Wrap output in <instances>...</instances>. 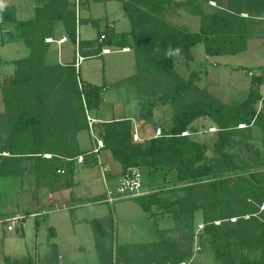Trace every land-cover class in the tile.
<instances>
[{
    "label": "trees",
    "instance_id": "1",
    "mask_svg": "<svg viewBox=\"0 0 264 264\" xmlns=\"http://www.w3.org/2000/svg\"><path fill=\"white\" fill-rule=\"evenodd\" d=\"M93 1L123 3L124 12L132 24L131 32H113L99 44L79 39L76 4L72 0H44L37 6L34 20L18 23L17 30L31 49V54L29 58L16 62L15 79L3 87L7 113L0 114V196L3 198L13 192L8 188L12 180L22 187L26 171L24 162L30 159L45 164L44 167L54 179L60 178V167H66L68 173L73 175L80 156L84 157V164H98L93 151L81 150L77 137L81 132H89L87 111L91 113L102 105L105 88L84 81L76 63L66 66H49L45 63L49 50L46 40L53 37L55 23L61 21L71 42L78 45L81 56H100L107 46L122 49L134 46L138 65L144 60L176 80V87L169 97L175 99L178 110L174 115L173 127L168 132L146 142H136L133 122L120 120L96 125L99 137L105 149L112 152L114 160L121 163L124 170L136 166L150 169L168 167L176 171V182L181 184L177 191L186 193L180 200L190 201L192 214L203 212L205 233L212 237L213 242H221V236L226 234L229 226L235 227L234 231L239 235L243 247L238 253L228 252L230 258L225 260L217 246L213 245L218 261L224 264H264V218L255 216L258 209L250 204L233 216H224L216 209L218 202H212L208 207L197 203L196 189L225 187L230 181L201 182L216 178L220 173L218 165L207 164V148L194 141L190 134L183 135L190 133L191 125L199 118H210L219 129L216 150L222 157L228 158L225 148L230 144L231 129L264 122V97L260 94V87L264 85V66L261 67L263 75L252 78L253 86L248 99L239 106L225 105L212 95H206L208 103L196 102L185 106L182 95L184 91L193 89V83L175 72V60L184 56L192 61V49L199 44H204L206 54L211 58L247 53L250 25L255 14L250 12L249 17H245L243 2L227 0L226 7L215 13H199L200 32L191 33L166 20L167 8L172 4L182 5L173 0ZM253 7L256 12L264 11L263 3ZM11 11V8L2 9L1 13L7 21L16 22L15 17L10 16ZM79 23L84 25L86 22L79 19ZM94 23L99 24L98 21ZM47 76L52 81L49 87L45 82ZM260 102L263 111L257 109ZM49 103H54V107ZM145 119L150 121L152 112L149 111ZM23 136L29 137L25 143L21 140ZM45 155H52V158L48 159ZM162 192H152L135 200L145 213L153 216L154 207L169 208L167 200L162 198ZM230 218L237 220L231 223L227 221ZM218 221H222L220 225L215 224ZM90 224L102 264H194L188 262L191 256L189 248L176 241L119 245L115 249L111 245L108 248L104 242L109 237L106 223L95 219ZM109 224L112 230L113 221ZM132 251L134 254H131ZM6 264L12 263L7 260Z\"/></svg>",
    "mask_w": 264,
    "mask_h": 264
},
{
    "label": "rangeland",
    "instance_id": "2",
    "mask_svg": "<svg viewBox=\"0 0 264 264\" xmlns=\"http://www.w3.org/2000/svg\"><path fill=\"white\" fill-rule=\"evenodd\" d=\"M21 1H24L22 7L25 8V11L30 4L32 5L30 0ZM233 1L243 2L246 9L243 16L249 17L250 12L256 16L250 25V49L247 53L236 56L211 58L207 54V56H201L200 52L203 50V45H198L192 52V61H189L184 56L178 57L175 60V72L182 79L193 83L194 89L189 90V92L184 91L182 99L185 106H191L196 102L208 103L206 95L218 98L225 105L239 106L248 99L253 86L252 78L256 76H250L248 74L249 70L256 72L259 71L257 70L258 67L264 66V11L256 12V8L253 7L259 3L264 4V0ZM72 2L77 5V0H72ZM173 2L182 5L172 4L167 8L166 20L170 24L191 33H199L201 28V16H199V13H215L219 9L226 7L227 0H173ZM108 3L105 1L80 0V15L86 8H96V14L91 15L96 20H92V23L93 21H98L99 24L80 26L83 37L92 38L96 44H99V38L103 33L111 35L115 32L118 34V32L126 30L127 24L131 27L128 19L123 20L121 18V16H124L123 3L118 1H112L110 5ZM87 17H90V15L88 14ZM110 26H114L115 30H109L108 27ZM52 44L49 43V50ZM72 44L71 40H69L66 46L64 45V55L70 51ZM112 49L114 52L110 54L88 59L82 66V77L104 87L106 89L104 93L108 95L110 100L115 96L123 99L129 95V91L123 90L121 86L123 84L121 81L128 77L126 82L128 81L131 83L130 85L138 87V92H134V98L143 102L142 105H139V108L133 109L134 116L137 117L136 124L133 123L134 140L136 142H146L153 138L161 137L158 134V128L162 130V135L168 132L173 126L174 115L178 110L175 99L169 97V94L176 87V80L144 60L142 64L140 63L141 65H138L136 51L135 60L131 62L132 66H130L132 58L130 54L115 51L121 49L120 47ZM26 50L27 47L21 42L17 46L14 45L11 48H7L6 53L9 55L15 53L17 57L18 54L21 56L26 53ZM73 50L70 55L78 59L77 47H74ZM16 71L13 76L6 77L7 79L3 77L0 81V114L7 113L3 87L8 81L15 79ZM134 76H137V78H133ZM45 82L47 87H49V83L52 84L48 76ZM198 89L202 92L198 91ZM119 90L121 91L119 92ZM135 102V100L132 102L134 106L137 105ZM50 105L52 108L54 107V103ZM257 109L258 111H263L262 102L257 105ZM149 111L152 112L150 121L145 119ZM218 130V126L208 117H201L191 125L190 137L207 148V164L216 163L218 165L217 170L220 172L216 178H209L201 182L230 181L225 187H202L196 189L197 203L208 207L210 203L218 202L216 209L224 216H233L236 212H240L244 206L250 204L258 209V213L255 216L260 219L264 218V122L256 123L251 127H246L245 125L233 127L231 129L230 144L225 148L228 158L222 157L216 150V145L219 142ZM138 131L140 133L139 138ZM28 138V136H23L21 140L25 143ZM77 141L82 151H88L92 147L93 138L87 131H84L78 135ZM79 163L77 161L75 164L80 165ZM44 166L45 164L38 163L34 159L24 162L26 171L22 179V187L18 186L16 180H12L8 187L18 193L14 195V210L11 211L10 207L4 206L7 210H4V214L2 213L0 216H12L17 213L29 214L36 210L37 197L42 196L44 191V196L47 195L48 187L45 186H48V183L54 179ZM73 175L70 176L71 179H73ZM100 183L101 190L106 192L105 196L107 198V191L102 179ZM119 183L120 180L118 179L113 190H117ZM180 187L181 184H177L174 181L147 187L149 191L163 190L162 198H165L169 205L168 209L154 207L153 216L145 213L135 199H126L118 200L113 204L109 202H86L85 206H78L77 219L80 221L85 219L104 221L110 237V239L108 237L104 241L108 248L111 245L115 249L119 245L132 246L139 243H155L162 240L176 241L191 251L188 262L194 264H224L223 261L216 259L212 246H217L218 251L225 260H229L230 257L228 255L230 252V254L238 253L243 245L239 235L234 231L235 227L229 226L226 234H222L221 242H213L212 237L205 233V227H201L204 224L203 212L198 211L192 214L190 201L180 200V198L186 196L185 192L177 191ZM14 193L16 192L11 191V193H8L7 198L3 196L2 203ZM43 203L45 204L44 201L39 203L38 205H41L38 208L44 207L42 206ZM234 204L236 205L234 206ZM45 206L53 207L55 205L51 203ZM55 215L52 213L46 217L52 219L56 217ZM236 220L237 218H230L227 221L234 223ZM110 221L114 223L112 230L110 229ZM221 222L218 221L215 224L220 225ZM0 227L2 229L3 227L5 228V234L10 232L7 230L5 223L0 225ZM45 230L46 227L45 229L42 228V233ZM88 230L93 234L94 231L90 221L81 223L73 234L72 232L63 234V249H65L67 264L70 262L76 264H102L100 254H97L93 247L92 237L89 236ZM26 231L27 240L32 245L34 240L32 227L28 226ZM196 244H199L202 248L198 252H195ZM131 254H134V251Z\"/></svg>",
    "mask_w": 264,
    "mask_h": 264
},
{
    "label": "crops",
    "instance_id": "3",
    "mask_svg": "<svg viewBox=\"0 0 264 264\" xmlns=\"http://www.w3.org/2000/svg\"><path fill=\"white\" fill-rule=\"evenodd\" d=\"M32 5L30 4L28 8H23L24 1L20 0H0V81L3 79H7L10 76L15 74L17 69L16 62L20 60H24L30 57L31 49L27 46L25 41L20 37V32L17 30L18 23L27 22L30 20H34L36 18V8L38 4L44 0H30ZM111 2L108 4L110 5ZM11 8L10 16L15 17L16 22H9L6 19V16L1 13L2 9ZM96 8H86L82 11V15L79 13V19L85 20V24L95 25L96 18H93L91 15L95 13ZM124 10V9H123ZM88 14L90 17H87ZM9 15V14H8ZM123 20L129 18L126 16L124 12V16H121ZM130 21V20H129ZM128 23V22H127ZM131 23V22H130ZM78 29L81 24H77ZM109 28V27H108ZM130 29V30H129ZM113 30L115 27L113 26ZM132 30L129 24H127V28L123 32L118 33H129ZM78 38L84 41H93L90 37H83L81 28L78 30ZM49 40V41H47ZM46 42L53 43L50 47V50L46 54L45 62L46 65L55 66L62 65L66 66L69 64H74L78 59L75 56L70 55L71 51H74L73 48L76 45L72 44V48L65 55L63 54V48L69 42L70 37L65 29L64 23L61 21H57L54 26V35L52 38H48ZM21 42L25 44L27 47L26 53L17 57L14 54L6 53L7 48H11L12 46H17ZM65 45V46H64ZM203 50H201V56L206 55V49L204 44ZM198 46V45H197ZM195 46V47H197ZM194 47V48H195ZM115 48V47H112ZM192 49V52L194 50ZM250 49V45H249ZM113 50V49H112ZM115 51H120L123 54H130L132 56L130 60L131 62L135 60V48L134 46L130 48L117 49ZM114 52V50H113ZM194 55V54H193ZM81 56V55H80ZM102 56V55H100ZM90 57V58H98ZM195 57V56H194ZM81 61L79 62V69L82 70V66L86 63V61L90 58L81 56ZM256 69V68H255ZM259 71H253L256 76L263 75L261 67H258ZM7 77V78H6ZM82 77V71H81ZM83 78V77H82ZM84 81L96 85L89 81V79H84ZM127 79L124 78L123 84L121 85L123 90L129 91V95L123 99L115 96L111 100L108 99V95L103 92L104 102L102 105L94 111H91V116L96 120L97 125L100 123L111 122V121H120V120H130L136 124V118L134 116V110L139 108V105H142L143 102L139 99L134 98V92H138V87L135 85H130V82H126ZM121 84V83H120ZM120 84H118L120 86ZM99 86V85H96ZM106 90V89H104ZM121 90H119L120 92ZM260 94L264 97V85L260 87ZM142 95V94H141ZM136 101L137 105H133V101ZM174 123V122H173ZM173 127V126H172ZM171 127V128H172ZM160 129V128H158ZM161 130V129H160ZM162 131V130H161ZM89 133V132H88ZM142 135V134H141ZM140 137V133L138 131V138ZM143 137V136H142ZM145 139V138H144ZM96 147V143L93 140L92 147L88 151H93ZM97 157L98 164H84V162L79 163L80 165H76L74 171L73 179L70 178V174L66 169L65 174H59V179H52L48 183V193L46 196L45 191L42 196L37 197L38 202L43 203L42 206L38 208L40 205L36 204V210H42L44 208L58 209L53 214H56L54 218L49 219L46 216L37 219V220H29L24 229L21 232L13 233L6 232L5 228L0 227V264H6L7 260L11 261L12 264H67V258L65 257V253L63 249L64 241L62 240L64 233H70L76 230L80 226L81 223L91 222L95 219H85L78 220L77 219V210L78 206H85L87 203H99V202H108L105 194L106 192L101 190L100 180L102 179L104 183V187L106 191L108 189H113L115 183L120 180L123 173L124 168L118 161L114 160L113 154L110 150L105 149V147L101 148L98 153H94ZM143 175H144V184L147 189L149 186H156L166 182L177 180V173L174 170H170L168 167H160L158 169H150L148 167H143ZM177 183V182H176ZM99 187H97V186ZM84 187V190H83ZM87 187V189H85ZM82 190V191H81ZM148 190V189H147ZM9 196V200H5L2 203V197L0 196V215L4 214V210L10 207L11 211H13L14 203V195H17V191ZM47 192V191H46ZM8 196H6L7 198ZM12 197V198H11ZM42 197V198H41ZM107 200H106V199ZM5 203V205H4ZM54 204L55 206H45ZM80 203V204H77ZM19 204V203H18ZM60 205V206H57ZM65 209V210H63ZM51 213V214H52ZM7 214V213H5ZM9 215H4L3 217H8ZM2 216H0L1 218ZM65 222V223H63ZM2 225V224H0ZM31 226L33 231L34 240L29 243L27 240V227ZM46 230L42 233L41 229L44 228ZM89 236L92 237V244L95 250L97 251L95 245V235L88 230ZM4 235V236H3ZM98 254V251H97ZM68 264H76L74 262H70Z\"/></svg>",
    "mask_w": 264,
    "mask_h": 264
},
{
    "label": "built area",
    "instance_id": "4",
    "mask_svg": "<svg viewBox=\"0 0 264 264\" xmlns=\"http://www.w3.org/2000/svg\"><path fill=\"white\" fill-rule=\"evenodd\" d=\"M76 11H77V23L79 24L80 0H77ZM109 30H113V26H110ZM106 38H107V34L103 33L99 38V43H103V41ZM76 47H77V52H78V62H77V68H78L79 62L81 61L82 58L79 53L78 45ZM112 52H113L112 47L107 46L102 50L101 55L110 54ZM248 74L250 76L256 75L253 71L248 72ZM87 119L89 122V134L91 135L94 142L96 143L94 153H98L100 149L104 147V142L99 137V134L96 128V125H97L96 120L90 115L88 111H87ZM158 134L159 136H162V131L160 129L158 130ZM188 134L189 133H184L183 135H188ZM4 155H7V154H4ZM45 157L48 159H51L52 155H45ZM77 161L80 163L84 162V157L83 156L78 157ZM65 173H66V167H60L58 170V174H65ZM152 192H157V190L149 191L146 189L145 184H144L143 169L141 167L135 166V167H130L124 171L120 179V183H119L117 190L108 189L107 199L109 203L113 204L118 200L136 199V198L146 196ZM56 210L58 209L44 208L42 210H35L29 214L17 213L12 216L1 217L0 224L5 223L7 225V230L10 232H18V231L21 232L29 220L40 219L46 215L51 214L52 212ZM201 227L204 228L205 225L202 224ZM201 249L202 248L201 246H199V244L195 245V252H198Z\"/></svg>",
    "mask_w": 264,
    "mask_h": 264
}]
</instances>
